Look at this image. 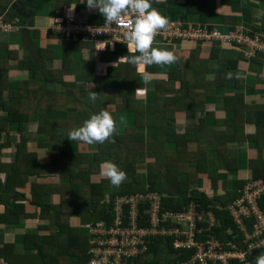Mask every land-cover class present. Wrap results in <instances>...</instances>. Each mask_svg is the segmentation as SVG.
I'll use <instances>...</instances> for the list:
<instances>
[{"label":"crops","instance_id":"1","mask_svg":"<svg viewBox=\"0 0 264 264\" xmlns=\"http://www.w3.org/2000/svg\"><path fill=\"white\" fill-rule=\"evenodd\" d=\"M82 2L0 0V17L15 26L0 31V259L10 264H88L90 225L100 220L87 205L90 185L106 180L101 202L110 203V210L118 196L112 194L119 187L100 175L104 161H120L122 170H131L136 187H143L119 195H170L150 189L153 170L174 178L172 194L186 193L194 203L191 196L197 190L231 204L251 177L250 161L264 167L263 57L248 60L229 45L156 42L153 47L173 50L178 62L147 67L153 77L148 84L132 65L135 73H129L141 81L132 87L126 79L112 77L120 73L116 68L130 64L118 61L132 55L126 43L81 42L52 31L57 21L72 15L89 21L100 16ZM200 2L210 13L203 24L222 32L232 27L264 31L262 0ZM67 4L76 5L73 13ZM18 5L23 19L16 15ZM152 5L169 22L180 15L185 23H202L199 13L188 12L186 0H155ZM111 55L113 59L103 60ZM91 59L95 74L88 70ZM138 88L146 94L139 95ZM91 91L98 93L94 102ZM104 108L116 121L108 141L87 145L67 138L71 129ZM111 148L114 160L108 159ZM82 169L84 185L78 190L70 172ZM205 211L211 216L201 222L199 239L224 244L214 234L216 213Z\"/></svg>","mask_w":264,"mask_h":264},{"label":"built area","instance_id":"2","mask_svg":"<svg viewBox=\"0 0 264 264\" xmlns=\"http://www.w3.org/2000/svg\"><path fill=\"white\" fill-rule=\"evenodd\" d=\"M129 23L122 18L120 24L107 25L104 21L93 23L72 15L57 21L52 31L69 40L123 43L120 41H124L125 26ZM14 27L13 23L0 17V31L7 32ZM156 42L229 45L248 60L264 58V32L243 28L222 32L208 24L192 25L177 19L158 32L153 44ZM239 192L228 210L243 236V247L238 244L224 247L212 238L200 240L201 222L211 216L210 212L199 210L194 202H189L182 210L170 209L165 204L167 196L147 191L116 196L112 219L96 220L90 225L92 239L88 264H135L136 255L146 250L148 242L155 236L171 237L175 248L190 251L189 257L177 264H248L249 259L264 253V210L258 202L264 192V182L248 181ZM209 222H213V218ZM183 223H186V229L182 227ZM0 264L10 262L0 259Z\"/></svg>","mask_w":264,"mask_h":264},{"label":"clouds","instance_id":"3","mask_svg":"<svg viewBox=\"0 0 264 264\" xmlns=\"http://www.w3.org/2000/svg\"><path fill=\"white\" fill-rule=\"evenodd\" d=\"M84 2L89 10L98 9L107 25L120 24L122 18L130 22L125 26L124 41L127 42L128 53H132V55L122 56L118 61L134 65L144 84L150 83L153 78L152 74L147 71V67L171 65L178 62L179 57L173 50L166 47H153L154 38L160 30L166 28L169 20L157 8L153 7L151 0H83L82 3ZM157 3H164V0H157ZM75 7L76 5H69L68 12L73 13ZM98 32L104 31H95L94 33ZM124 41L120 42L125 43ZM97 43L102 44L103 42ZM105 46L96 49L103 50ZM228 76L230 78L231 74L229 73ZM146 91V89H136L139 95H145ZM97 94V92L91 91L90 100L94 102L97 99ZM120 123H125L123 116L120 117ZM115 132L116 121L111 111L104 108L91 114L81 126L71 129L67 138L87 145L103 144ZM100 175L107 178L114 187H119L127 179V173L110 160L104 161L100 165ZM256 264H264V253L257 256Z\"/></svg>","mask_w":264,"mask_h":264},{"label":"trees","instance_id":"4","mask_svg":"<svg viewBox=\"0 0 264 264\" xmlns=\"http://www.w3.org/2000/svg\"><path fill=\"white\" fill-rule=\"evenodd\" d=\"M155 0H151L153 2ZM237 0H222L223 3L225 4H231L232 2H235ZM264 1V0H262ZM71 4V3H70ZM67 4V5H70ZM186 5H187V10L188 12H197L200 15V20L201 24L205 22L207 15H209V11L207 12L206 7L204 4L200 2V0H186ZM195 5H197L195 7ZM203 6V7H202ZM18 11L16 12V15L19 16L20 19H23V13L19 8L18 5ZM25 14H29L30 12L26 11L24 12ZM34 13L32 12V15ZM182 21H185L182 16L176 15V18L174 20L180 19ZM6 21V19H4ZM104 18L102 15H100L98 18L92 19L90 22H97V23H103ZM9 22V21H8ZM210 26V25H209ZM212 27V26H210ZM236 28L232 27L231 30H235ZM230 30V29H229ZM262 31V30H259ZM264 32V31H262ZM64 37V35H62ZM196 46L195 44H193ZM198 46V45H197ZM114 56L111 55L109 58H104L103 60H108V59H113ZM116 57V56H115ZM117 71H120L115 73L116 75L113 74L112 77H116L118 79H123L125 82H130L132 83V87H136L137 85H140V82L136 78V74L133 76L131 73H129L131 70H135V68L132 67V64H129L128 66H123L120 68H116ZM88 70H90V73H94L95 70V60L91 59L88 62ZM112 70V69H111ZM122 71V72H121ZM135 73V72H134ZM95 74V73H94ZM1 80V77H0ZM162 82H158V87L161 86ZM119 93V91H117ZM109 95V94H108ZM141 108V107H140ZM189 109V108H188ZM141 110V109H140ZM9 115L12 118L15 117L13 114V110H9ZM258 124H260V121H257ZM21 146V145H20ZM24 146H21L20 149H23ZM111 154L108 157L110 159L114 160V158H117L116 156V151L115 149L112 151L111 148ZM114 162V161H113ZM115 163V162H114ZM251 164V169H252V174L251 177L246 181H252L255 182L256 184L264 182V167L262 162L257 161L256 159H252L250 161ZM117 165L121 166L120 161H118ZM68 170L72 169V167L68 166ZM85 171V169L82 170H77L75 172L71 171L70 174H74L72 178L76 179L77 181V188L78 190L82 189V185H84L81 182V176L82 173ZM126 172V171H125ZM69 173V172H68ZM127 173V179L119 186L118 190H116L113 194L112 197H115L116 195L119 194H124V193H131L134 192L138 189H143L142 188H137L133 180L130 178L131 175V170H128ZM79 177L80 181L78 180ZM169 175H159L157 172L153 170H149V175H148V181L150 183V189H158V190H164L168 192L170 195L167 196L165 199V204L167 208L174 209V210H182L184 206L189 202L191 198L188 199V195L183 194L178 195L172 194L171 191V186L170 185H175L172 180L174 178H170ZM106 180H103L102 182L99 183H92L90 185V196H89V201L87 200V205L90 203L93 207V212L92 214L94 215L95 218L98 219H112V209L110 210V203H102L101 199L104 196L103 193V186L105 185ZM246 182L242 183L238 189L241 190L242 187L246 184ZM160 186V187H159ZM89 189V187H88ZM177 192V190H176ZM146 193V192H145ZM240 195V192H238L237 197ZM182 197V198H181ZM192 200L196 201V206L199 210H206L210 209L213 212L216 213L217 218L219 220V224L216 227H213L214 234L224 242V247H229L228 243L229 241L236 243L243 247V236L239 229L237 228V225L233 222V219L230 215L229 210L227 209V204L226 202H220L218 198H209L207 195H205L202 192L195 191L194 194L191 196ZM236 197V198H237ZM235 198V199H236ZM218 199V200H217ZM234 199V200H235ZM81 200H85V198L81 197ZM185 200V201H184ZM260 207L264 210V192L260 195V198L258 200ZM86 205V204H85ZM230 205V204H229ZM228 205V206H229ZM232 228V232L228 233V229ZM234 235V237H233ZM148 248L144 250L143 252H140L136 255L134 258V263L135 264H177L178 262L185 260L189 257L190 251L187 249L183 248H175L172 244V238L171 237H166V236H155L150 239V241L147 244ZM263 253V252H261ZM162 256V257H160ZM236 264V263H235Z\"/></svg>","mask_w":264,"mask_h":264},{"label":"rangeland","instance_id":"5","mask_svg":"<svg viewBox=\"0 0 264 264\" xmlns=\"http://www.w3.org/2000/svg\"><path fill=\"white\" fill-rule=\"evenodd\" d=\"M255 31V30H254ZM229 205V204H228ZM228 205H227V209H228ZM210 230V229H209ZM232 244H236L233 242H229L228 245H232ZM256 258L257 256H254L252 259H249L250 261L248 262V264H256Z\"/></svg>","mask_w":264,"mask_h":264}]
</instances>
